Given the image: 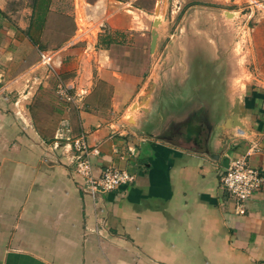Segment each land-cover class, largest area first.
I'll return each instance as SVG.
<instances>
[{"label": "crops", "instance_id": "obj_1", "mask_svg": "<svg viewBox=\"0 0 264 264\" xmlns=\"http://www.w3.org/2000/svg\"><path fill=\"white\" fill-rule=\"evenodd\" d=\"M156 1L152 14L74 0L78 29L44 50L51 68L31 17L0 0V264H264V36L241 69L238 0L187 4L167 44L176 11ZM53 71L71 73L78 106L42 117L32 104ZM238 103L243 129L223 128ZM83 133L100 148L97 174L115 166L134 181L85 191L71 146ZM253 143L263 183L240 214L220 173Z\"/></svg>", "mask_w": 264, "mask_h": 264}, {"label": "rangeland", "instance_id": "obj_2", "mask_svg": "<svg viewBox=\"0 0 264 264\" xmlns=\"http://www.w3.org/2000/svg\"><path fill=\"white\" fill-rule=\"evenodd\" d=\"M5 8L8 15H11L12 19L17 20L22 17H31L29 14L32 12V4L34 0H4ZM125 1V0H123ZM162 3L171 4V0H161ZM224 0H176L180 2L181 9L176 11L173 20H168L169 14L164 15L165 22L163 28L167 29L168 38L163 42L167 44L170 41L169 34L177 32L179 23L184 14V8L187 4L201 3L205 5L221 4ZM74 0H52L51 11L48 15L44 30L42 33V40L48 50H56L65 44L78 29V24L75 20ZM161 3V4H162ZM134 4L148 10L154 14L157 1L156 0H134ZM236 7L237 15L236 25L239 28V45L238 54L240 57V68H252L253 61L251 55L253 52L254 36L257 31H261L264 36V0H238ZM31 21V18H30ZM158 28V27H157ZM155 27V29H157ZM68 39V40H66ZM66 40V41H65ZM59 46V44H61ZM256 46L254 47L255 50ZM259 48H264L260 45ZM68 62V61H67ZM71 73L64 75H58L55 71L47 78V83L42 85L38 91L35 101L33 102V112L40 114L42 117L55 115V113L71 114L77 110L78 104L73 98L75 94L71 92L66 83L70 80ZM60 84L67 86L66 92L71 98H68L66 94H63L60 88Z\"/></svg>", "mask_w": 264, "mask_h": 264}, {"label": "built area", "instance_id": "obj_3", "mask_svg": "<svg viewBox=\"0 0 264 264\" xmlns=\"http://www.w3.org/2000/svg\"><path fill=\"white\" fill-rule=\"evenodd\" d=\"M175 1H170L171 11L181 9L180 2ZM41 59L43 63L53 67V55L51 53L42 51ZM60 88L63 94L71 98L65 91L67 86L60 84ZM71 146L75 157V171L84 179L85 191L92 194L93 197L134 181L133 174L115 166H108L100 174H97L94 169L93 157L99 154L100 148L90 145L86 134L73 137ZM256 147L257 144L253 143L245 154L235 158L220 173L221 183L234 199L236 209L240 214L246 213L248 200L260 189L263 183L261 170L250 162V156L255 152Z\"/></svg>", "mask_w": 264, "mask_h": 264}, {"label": "trees", "instance_id": "obj_4", "mask_svg": "<svg viewBox=\"0 0 264 264\" xmlns=\"http://www.w3.org/2000/svg\"><path fill=\"white\" fill-rule=\"evenodd\" d=\"M52 0H34L32 4V15L30 26L27 30L29 38L36 44L41 50H47V46L44 45L42 40V33L46 24L48 15L51 11ZM112 39V38H111ZM68 40V39H66ZM65 40V41H66ZM105 43H109L110 40H104ZM59 44V46H61Z\"/></svg>", "mask_w": 264, "mask_h": 264}, {"label": "water", "instance_id": "obj_5", "mask_svg": "<svg viewBox=\"0 0 264 264\" xmlns=\"http://www.w3.org/2000/svg\"><path fill=\"white\" fill-rule=\"evenodd\" d=\"M156 13L159 14V8L157 9ZM160 22L161 20L159 18L155 19L154 26L158 27ZM157 38H158V32L156 29H154L152 33V43H151L152 50H154L156 47ZM240 107L241 105L239 103L235 105L233 109V114L222 125L223 128L239 127L240 129H243V124L240 121V117L242 116V111H240Z\"/></svg>", "mask_w": 264, "mask_h": 264}]
</instances>
